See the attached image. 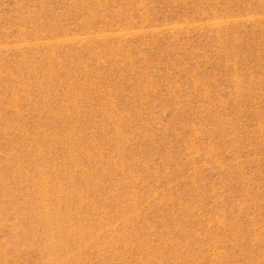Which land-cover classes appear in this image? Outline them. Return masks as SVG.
<instances>
[{
    "label": "rangeland",
    "instance_id": "1",
    "mask_svg": "<svg viewBox=\"0 0 264 264\" xmlns=\"http://www.w3.org/2000/svg\"><path fill=\"white\" fill-rule=\"evenodd\" d=\"M0 264H264V0H0Z\"/></svg>",
    "mask_w": 264,
    "mask_h": 264
}]
</instances>
